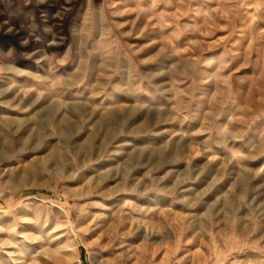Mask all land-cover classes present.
I'll return each mask as SVG.
<instances>
[{
    "label": "rangeland",
    "instance_id": "1",
    "mask_svg": "<svg viewBox=\"0 0 264 264\" xmlns=\"http://www.w3.org/2000/svg\"><path fill=\"white\" fill-rule=\"evenodd\" d=\"M0 264H264V0H0Z\"/></svg>",
    "mask_w": 264,
    "mask_h": 264
}]
</instances>
